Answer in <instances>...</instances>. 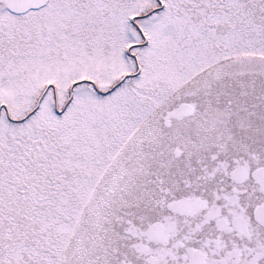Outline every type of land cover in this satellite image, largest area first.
<instances>
[{"label": "snow or ice", "instance_id": "6c2138e0", "mask_svg": "<svg viewBox=\"0 0 264 264\" xmlns=\"http://www.w3.org/2000/svg\"><path fill=\"white\" fill-rule=\"evenodd\" d=\"M0 264H264V0H0Z\"/></svg>", "mask_w": 264, "mask_h": 264}]
</instances>
